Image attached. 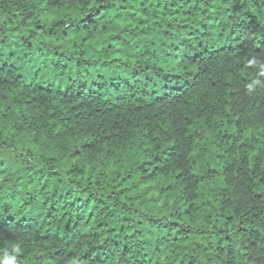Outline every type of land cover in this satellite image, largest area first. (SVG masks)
I'll return each mask as SVG.
<instances>
[{"label":"trees","instance_id":"16d2710c","mask_svg":"<svg viewBox=\"0 0 264 264\" xmlns=\"http://www.w3.org/2000/svg\"><path fill=\"white\" fill-rule=\"evenodd\" d=\"M0 264H264V0H0Z\"/></svg>","mask_w":264,"mask_h":264}]
</instances>
